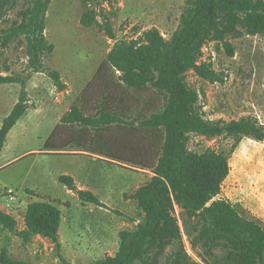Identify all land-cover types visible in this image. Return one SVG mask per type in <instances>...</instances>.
Instances as JSON below:
<instances>
[{"label":"rangeland","instance_id":"rangeland-1","mask_svg":"<svg viewBox=\"0 0 264 264\" xmlns=\"http://www.w3.org/2000/svg\"><path fill=\"white\" fill-rule=\"evenodd\" d=\"M84 3L103 28L82 24ZM29 4V0H19L13 10L6 12L0 19L2 29L11 21L20 20L19 14ZM187 7V0H51L45 36L55 49L43 62L47 71L60 73L63 90L48 72L34 73L28 67L24 36L12 40L7 47L2 46L0 39V75L24 78L28 100L26 115L10 131L0 153V210L17 221L14 232L0 230V250L7 249L14 259L32 264H94L114 256L120 247V233L136 230L143 221L144 214L131 196L151 180V171L98 154L72 155L74 151L87 150L79 142L62 148H52L48 143L58 127L66 138L83 130L77 124H63L64 116L75 105L88 115L95 114V106L103 95L117 96L113 104L126 107V119L130 121L160 112L166 100L157 90L138 92L107 86L105 77L96 78L97 73L116 41L139 39L153 28L169 41L179 29ZM107 24L116 40L105 31ZM231 43L235 49L233 57L217 42H208L202 49L199 63L212 64L218 76L216 82L205 81L194 71L186 74V82L197 92L198 106L207 119L230 122L249 117L264 125V35L231 39ZM117 83L113 76V84ZM21 92V84L0 86V129L19 102ZM127 132L122 130L120 138L124 139ZM111 133L116 136V129L112 128ZM134 137L135 146L149 147L146 134L137 133ZM232 144L233 140L227 137L190 135L188 140V148L200 154L208 150L228 151ZM156 145L160 147L161 143ZM230 166L219 198L226 200L231 210L251 217L261 208L256 202L262 206L264 201V141L244 138L230 155ZM62 175L71 176L79 188L95 194L102 206L83 203L58 181ZM4 189L16 192L14 202L8 203ZM41 200L57 202L62 212L61 248L41 236L28 243L20 236L28 205ZM174 216L181 226L190 262L204 264L192 248L183 225L185 213L177 205ZM172 251L167 249L160 264H171Z\"/></svg>","mask_w":264,"mask_h":264},{"label":"trees","instance_id":"trees-1","mask_svg":"<svg viewBox=\"0 0 264 264\" xmlns=\"http://www.w3.org/2000/svg\"><path fill=\"white\" fill-rule=\"evenodd\" d=\"M29 2L19 14L20 20L11 21L5 29L0 20L2 46L7 47L12 40L24 36L28 67L34 73L48 72L63 90L60 73L47 71L43 62L55 49L45 36L51 0ZM18 3L19 0H0V19ZM187 3L181 25L169 41L155 28L145 31L139 39L116 41L96 77H105L107 86H121L128 91L157 90L166 100L160 112L130 121L126 119L128 109L120 103L113 104L117 96L103 95L95 106V114L88 115L75 105L64 116L63 124L84 128L76 136L66 138L58 127L49 140L52 148L79 142L88 153L123 161L154 175L131 196L144 214L143 221L136 230L120 233V247L114 256L94 264H160L168 248L173 250L171 264H196L190 262L186 253L183 232L174 216L175 205L185 213V232L204 264H264V226L231 210L229 203L219 198L231 172L230 155L244 138L264 141V125L249 117L230 122L207 119L198 106L197 92L186 82L190 71L205 81L218 80L212 64L199 63L208 42L221 44L233 57L231 39L264 35V0H187ZM84 7L82 24L102 27L86 3ZM104 29L110 39L116 40L108 24ZM113 76L117 77V84H113ZM10 84H21L22 92L0 129V153L10 131L28 111L26 80L21 76L0 75V86ZM112 128L116 129V136L112 135ZM125 129L128 132L122 139L120 132ZM137 133L150 138L149 147L134 145ZM190 135L207 139L227 137L233 144L228 151L208 150L200 154L188 148ZM156 142L161 146L157 147ZM58 181L83 203L102 206L95 194L79 189L71 176L62 175ZM62 222L57 202L35 201L27 207L25 228L20 236L26 243L41 236L61 248ZM16 227L15 218L0 210V230L14 232ZM0 264L32 263L14 259L7 249H1Z\"/></svg>","mask_w":264,"mask_h":264},{"label":"crops","instance_id":"crops-1","mask_svg":"<svg viewBox=\"0 0 264 264\" xmlns=\"http://www.w3.org/2000/svg\"><path fill=\"white\" fill-rule=\"evenodd\" d=\"M70 111V110H69ZM68 111V112H69ZM72 155H77V156H79V155H87V156H90V157H92V156H96V155H92L91 153H88V152H86V151H80V150H77V151H74V152H72L71 153ZM77 187H78V185H77ZM79 188V187H78ZM81 189H86V190H88L87 188H83V187H80ZM79 188V189H80ZM256 205L258 206V207H261V208H258L259 210H258V212H256V210L254 211L255 213H257V214H252V216L251 217H247V216H245V217H247V218H250V219H253V220H255V221H257L258 223H260L261 225H263L264 226V201L262 202V206H260L259 204H257V202H256ZM255 204H254V207H257ZM260 209H261V211L262 212H260ZM260 212V213H259Z\"/></svg>","mask_w":264,"mask_h":264},{"label":"built area","instance_id":"built-area-1","mask_svg":"<svg viewBox=\"0 0 264 264\" xmlns=\"http://www.w3.org/2000/svg\"><path fill=\"white\" fill-rule=\"evenodd\" d=\"M6 199L8 203H12L16 199V192L13 189H6Z\"/></svg>","mask_w":264,"mask_h":264}]
</instances>
